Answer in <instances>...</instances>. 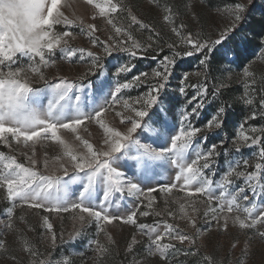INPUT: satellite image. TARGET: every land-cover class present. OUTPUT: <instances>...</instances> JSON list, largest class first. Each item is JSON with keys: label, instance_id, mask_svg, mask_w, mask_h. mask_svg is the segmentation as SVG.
<instances>
[{"label": "snow or ice", "instance_id": "snow-or-ice-1", "mask_svg": "<svg viewBox=\"0 0 264 264\" xmlns=\"http://www.w3.org/2000/svg\"><path fill=\"white\" fill-rule=\"evenodd\" d=\"M85 2L94 9L93 19L99 16L111 26L112 34L106 40H100L96 36L100 29L95 23L86 24L79 17L69 19L61 10L63 0H0V144L11 149L14 143L31 150L30 154L27 151L22 153L27 165L20 162L16 155L0 152V190H3L6 198L12 202V207L8 209L9 217L18 203L49 213L78 212L79 215L74 216V220L82 225L86 221H94L98 226V234L103 233L111 244L113 240L106 231L107 225L115 221L137 225V215L146 217L154 214L160 217L163 213L155 210V197L152 193L158 190L170 194L178 190L185 194V202L177 201L181 218L193 228L196 227L195 214L199 211L197 203L205 202L196 198L204 197L208 207L203 215H210L219 227L226 230L231 219L232 224L241 230L256 229L257 235L264 239V231L259 230L260 226H264V146H261L264 141L261 135H257L264 134V128L253 126L246 130L244 125H240L234 141L237 152L242 145L259 147L258 152L254 154L259 161L254 164V170L246 171L249 167L248 159H231L226 162V170L220 179L214 180L213 176L216 174L209 175L206 170L211 172L214 158L219 155L216 151L218 145L211 144L206 149L202 148L201 141L208 139L207 135L202 133L223 127L222 114L225 109L219 108L216 114L207 120L203 129L196 127L191 121L203 106L201 100L195 107H191L190 111L187 109L182 111L181 121L177 125L170 122L169 113L172 109L163 103L160 95L178 56L199 54L203 57L200 63L205 66L209 63L211 55L216 54L229 63H237L240 60L248 37H236L235 47L226 42L237 32L238 22L244 19L246 6L235 3L233 7L226 9L232 17V22L219 32L216 39H205L202 33L193 34L187 31L185 24H176L177 14L172 6L164 5L163 21L170 26L178 41L169 44L168 47L170 49L179 47L181 51H174L171 57L164 56L160 66L153 69L151 74L141 72L130 81H118L114 89L108 93L111 101H105L107 106L98 105L91 111H85L81 104V96L77 94L76 83L67 77L49 81L44 73V69L55 66L57 53L61 59L69 61L77 55L80 61L87 57L91 60L88 73L104 67L100 63V55L96 52L70 45V39L75 38L73 31L69 30L73 25H77L80 33L88 36L93 47H102L106 55L119 50L135 57L144 52L146 47L153 46L152 43L145 46L135 39L133 25H138L139 30H151V26L133 15L126 8L124 0ZM126 11L130 21L124 25L119 18ZM57 26H63L64 30L57 31ZM154 36L158 39L159 33H154ZM149 39L152 40V37ZM155 42L153 40V43ZM22 59L27 63H21ZM130 71L131 67L128 64H122L115 68V75L119 77L121 73ZM243 74L245 78H252V73L247 67L243 69ZM86 75L82 76L81 80L85 79ZM149 75L158 82L152 85L147 93L136 99L120 98L119 94L123 90L145 82ZM189 75L183 73L181 76V83L178 86L180 94H184L188 87ZM34 79L43 81L45 87L49 89L50 95L46 106L40 104L42 93L40 88L33 86ZM191 87L196 89V93L189 100L190 106L193 101L206 96L208 92L206 82L202 85L193 84ZM245 88H251V84L245 83ZM247 95L245 103L251 105L253 100L247 98ZM117 105L124 111H116ZM260 106L264 109V99H261ZM109 110L119 117L123 130L110 126L105 121V113ZM261 115L264 116V111ZM255 118L256 112H253L249 119ZM85 122H94L102 130L103 139L100 146L94 145L80 135ZM153 125H159L161 131H157ZM153 132L156 133L155 136L150 135ZM68 133L72 134L73 140L66 138ZM134 133L144 140L153 142L165 135L168 139L164 141V146L153 148L151 144L142 145L139 140H134ZM47 142H55L60 147L59 153L51 158L50 174H45L39 168L42 164L45 171L49 169L47 153L42 161L36 158V146ZM133 145L138 152L134 158L137 165L144 169L151 161H167L173 166L175 182L170 180L167 184H161L158 189L152 187L144 189L139 183L125 178V174L119 170L123 167L120 159L125 151H131ZM190 153L194 154L193 158H189ZM241 165L245 170H239ZM241 178L245 186L234 188L235 180ZM74 183H78L80 191L78 200L70 201L66 197L69 187ZM248 192L252 193V198ZM124 193L144 198L148 210H131L126 216L111 214L109 208L113 197ZM189 207L191 215L187 211ZM167 215L174 216V212L167 211ZM43 223L46 230L51 233V243L55 246L56 235L47 216L43 217ZM161 223L164 225L163 231H160ZM6 227L8 229L13 227L11 220ZM137 227L148 237L149 255L158 254L165 262L168 260L169 251L176 250L174 242L181 245L185 242L195 244L190 234L177 232L173 224L166 220L158 221L154 225L139 224ZM92 243L95 245L96 259L99 261L109 252V248L98 238ZM232 247L235 248L236 244L233 243ZM4 248L5 242L0 240V249ZM131 250L132 245H129L128 251ZM23 251L33 258L38 256L32 247L25 246ZM11 259L15 261L16 257L12 256ZM29 264H37V261L32 259ZM38 264H51V261H39ZM59 264H70V261L64 259ZM205 264H211V258L206 257Z\"/></svg>", "mask_w": 264, "mask_h": 264}, {"label": "rangeland", "instance_id": "rangeland-1", "mask_svg": "<svg viewBox=\"0 0 264 264\" xmlns=\"http://www.w3.org/2000/svg\"><path fill=\"white\" fill-rule=\"evenodd\" d=\"M235 3H242L246 6L244 19L238 22L237 32L231 36L226 43L235 47L236 37L247 36L245 47L237 63H229L220 58L219 54L211 55L207 66L202 65L203 59L199 54L193 56L176 57V65L172 69L170 78L165 83V88L161 90L163 103L171 107L169 113L170 122L179 124L181 113L185 109L191 110L202 100L203 106L199 109L196 117L192 118V124L202 129L208 119L215 115L219 108H224L222 114L224 120L223 127L212 129L202 133L207 135V141H201V147L206 149L211 144H217L216 151L219 153L214 158L211 172L206 173L213 176L214 180H219L222 173L226 170V162L231 159H248L249 167L246 171H252L255 163L259 162L255 153L259 147L241 146L237 152L234 141L239 126L244 125L245 129L249 127L264 128V116L261 112L260 101L264 99V0H124L128 10L137 18L151 26V30H139L138 25L132 26L133 35L136 40L147 46L152 43L151 48L137 56H130L128 52L114 50L111 55L103 53L102 47H93L88 36L80 33L79 27L73 25L69 30L73 31L75 38L70 39V45L75 48H84L92 50L100 55V63L104 66L102 69L88 73L91 60L85 57L80 61L77 55L71 61L61 59L57 53L56 64L53 67L44 69L46 78L49 81L58 80L59 77H67L70 81L76 83L77 94L81 96V104L85 111H91L93 107L104 105L105 101H111L108 95L110 90L114 89L115 84L119 82L130 81L141 72L151 74L153 69L160 66V61L164 56L171 57L174 51H181L177 47L170 49L169 44L177 42V38L171 32L170 26L163 21L164 5H171L176 16V24L183 23L187 31L193 34L202 33L205 39H216L219 32L232 22V17L226 9L234 6ZM62 11L69 19L77 17L82 18L84 22L95 23L100 29L96 36L100 40H106L112 34L111 26L106 21L96 16L93 19L94 9L88 5L85 0H63ZM120 22L127 25L130 21L128 12L120 16ZM57 31L64 30L63 26H57ZM154 33H159L156 39ZM152 37V40L149 39ZM153 40L156 42L153 43ZM161 49H163L161 51ZM21 63H27L21 60ZM122 64H128L131 71L115 75V68ZM247 67L252 73V78H245L243 69ZM162 70V69H161ZM183 73H189L188 87L184 94H180L178 86L181 83ZM199 73V75H197ZM86 78L81 80L82 76ZM103 82V83H102ZM158 81L149 75L148 80L133 86L130 89L122 91L120 98L122 100L136 99L149 91V88ZM162 82V81H160ZM206 82L208 92L206 96L193 101L191 106L189 100L195 95L196 89L193 84H204ZM245 83L251 84V88L246 89ZM33 86L41 89L40 104L46 106L50 95L49 89L45 87L44 82L39 79L33 80ZM252 99L251 105L245 103V97ZM74 102V101H73ZM116 111H124L120 105L116 106ZM256 112L255 119H249L252 113ZM104 119L110 126L120 128L123 126L119 122V117L109 110L105 113ZM151 123V122H148ZM157 131H161L159 125H153ZM86 128V130H84ZM139 132V130H138ZM252 135L251 133H248ZM80 135L88 139L96 146L102 144L103 132L94 123L85 122L80 130ZM155 136L156 133H150ZM262 136L264 134L257 133ZM66 138L73 140L72 134H66ZM134 140H139L140 144H151L153 148L164 146V141L168 139L165 135L159 140H144L137 133L133 134ZM223 141V143H221ZM170 143V141H169ZM261 146H264L262 144ZM29 152L23 146H17L13 143L12 148L0 144V152L7 155H16L17 159L27 165V161L22 153ZM60 151L59 145L55 142H47L36 146V158L43 160L45 153L50 161V167L47 171L39 166L42 172L50 174L51 158ZM138 155L136 147L133 145L131 151H125L121 156L120 163L123 167L119 169L125 174V178L132 179L133 182L140 184L141 188L147 187L159 188L161 184H167L173 180V166L167 161H151L147 168L142 169L136 164L135 157ZM194 154L190 153L189 158ZM163 165V166H161ZM239 170H245L241 165ZM67 179V177H65ZM245 182L236 179L233 187H244ZM80 188L78 183L69 187L67 199L77 201ZM100 194L99 191L97 193ZM217 195L219 192L217 191ZM252 198V193H247ZM155 197L154 208L163 213L157 217L154 214L149 216L137 215V225H154L158 221L166 220L173 224L175 230L182 234H190L195 240V244L176 243V250L169 251L167 262L163 261L157 254L149 255L148 237L142 234L137 225L124 224L115 221L106 226V231L112 236L113 243H109L103 233L98 234V226L94 221H86L83 225L74 220L78 212H46L40 209H32L19 203L13 209L9 217L8 209L12 207V202L6 198L3 190H0V240L5 242V248L0 249V264H29L30 260L39 261L50 260L51 264H59L60 261L67 259L70 264H205V258H211V264H264V239L257 235L256 229L241 230L237 225H233L231 219L226 230L222 229L212 219L204 216L203 213L208 205L204 197L196 199L204 200V203H197L198 212L196 215V227L193 228L185 219L181 218L179 204L185 202L184 193L174 190L170 194L160 191L152 193ZM95 203V201H94ZM243 203V202H242ZM147 201L144 198L129 196L127 193L117 194L113 197V202L109 208L111 214L126 216L131 210L146 211ZM215 205V202L213 206ZM167 211L174 212V216H168ZM191 215V208L187 209ZM243 215V213H241ZM47 216L52 224L56 235L55 246L51 243V233H49L43 223V217ZM23 217V219H21ZM11 220L13 227L8 229L6 224ZM223 221H221V224ZM164 225L160 224V231H163ZM259 230L264 231V226ZM77 233H79L77 235ZM135 237V243L133 238ZM100 239L109 252L96 259L95 245L92 243L95 239ZM27 242V244H25ZM165 242H168L165 240ZM236 247L233 248L232 244ZM129 245L132 250L128 251ZM25 246L32 247L38 256L33 258L23 251ZM15 256L16 260L11 257Z\"/></svg>", "mask_w": 264, "mask_h": 264}]
</instances>
